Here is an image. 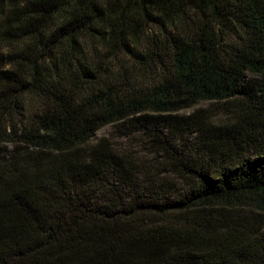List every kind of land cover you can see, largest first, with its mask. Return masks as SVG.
<instances>
[{
  "label": "trees",
  "instance_id": "trees-1",
  "mask_svg": "<svg viewBox=\"0 0 264 264\" xmlns=\"http://www.w3.org/2000/svg\"><path fill=\"white\" fill-rule=\"evenodd\" d=\"M222 99L233 126L178 114ZM255 112L264 0H0V264H264ZM110 123L182 188L165 196L173 179L140 180L146 162L93 140ZM195 127L199 154L176 145Z\"/></svg>",
  "mask_w": 264,
  "mask_h": 264
},
{
  "label": "rangeland",
  "instance_id": "rangeland-1",
  "mask_svg": "<svg viewBox=\"0 0 264 264\" xmlns=\"http://www.w3.org/2000/svg\"><path fill=\"white\" fill-rule=\"evenodd\" d=\"M238 106L239 104H237L234 99L203 100L191 108L179 111L178 114L184 116L195 114L196 117L201 121H205L209 126L218 127L224 125L230 127L240 118L239 113L241 110ZM259 120H262L260 115L256 112L255 114L251 113V144H244L243 148L246 150V153H251L254 150L252 148L254 144L260 143V141L264 142V139H260V135L257 131L259 124H261ZM234 129L235 128L232 127L230 130L233 131ZM131 130L132 129L123 123H110L100 128L96 132V136L93 140L100 136H107L117 149L129 152L137 161H144L148 164L147 171L138 175L140 180L155 179L157 176H166L171 180L173 179L174 186L165 190V196H170L173 195L174 192H178L183 184L177 181L176 185L174 181L176 175L168 171L169 166L162 161L161 157H157L151 152V142L146 136L141 132H132ZM215 132L218 133L219 131ZM241 136L243 138L249 137L248 134L244 132ZM202 141L203 136L195 127L186 131L183 137L176 141V145L179 148L186 145L193 153L199 154L203 148ZM144 184L147 183L144 182Z\"/></svg>",
  "mask_w": 264,
  "mask_h": 264
}]
</instances>
